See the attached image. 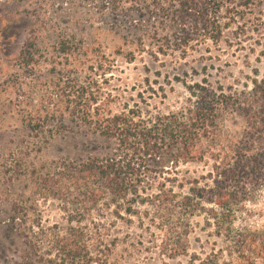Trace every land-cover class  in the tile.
<instances>
[{"label": "rangeland", "instance_id": "374dc122", "mask_svg": "<svg viewBox=\"0 0 264 264\" xmlns=\"http://www.w3.org/2000/svg\"><path fill=\"white\" fill-rule=\"evenodd\" d=\"M232 3L229 10L213 7L204 26L199 9L184 11L165 0H119L116 11L109 0H0V228L15 214L39 217L43 226L64 224L59 200L42 188L43 176L55 174L63 161L111 153L113 141L68 114L60 117L56 107L78 87H91L113 113L139 111L149 122L183 113L196 84L217 92L250 86L255 71L264 72V0ZM31 39L33 55L23 65L20 52ZM222 113V139H240L245 120ZM155 161L152 156L142 167V196L156 194L172 177L183 187L173 188L171 212L154 219L149 211L141 223L125 224L104 214L110 263L187 264L223 245L207 215L210 205L186 213L180 207L184 195H194L191 189L211 184L201 178L209 166L179 162L158 170ZM234 192L244 208L232 228L264 230V187L251 193L241 182ZM177 236L186 253L174 254ZM9 242L0 236L8 257Z\"/></svg>", "mask_w": 264, "mask_h": 264}, {"label": "trees", "instance_id": "16d2710c", "mask_svg": "<svg viewBox=\"0 0 264 264\" xmlns=\"http://www.w3.org/2000/svg\"><path fill=\"white\" fill-rule=\"evenodd\" d=\"M165 1L184 11L199 9L198 20L204 26L209 24L210 19L205 18L213 7L229 10L233 4L232 0ZM109 2L113 11L118 10L119 0ZM32 41H27L20 52L23 65L33 55ZM67 48L61 52L65 54ZM128 55L130 62L133 57ZM256 72L250 86L233 91L220 88L217 92L196 84L191 88L193 99L183 113L158 115L149 122L139 111L113 113L96 101L91 87L68 93L56 107L60 117L65 119L68 114L72 122L113 141L112 151L106 157L63 161L55 174L43 176L42 188L59 200L65 223L43 226L39 217L12 215L9 225L0 228V236L10 239L12 246L9 257L7 249L0 246V264H118L117 260L110 263L102 229L105 226H101L104 214L125 224L134 218L141 223L149 211L154 219L162 211L171 212L176 197L173 188L183 187L172 177L167 179L169 185L158 184L156 194L142 196L146 188L141 171L152 156L158 170L168 164V170L173 169L179 162L197 161L209 166L201 178L211 184L191 189L194 197L184 195L180 207L186 213L210 205L207 215L214 220L215 236L223 245L203 258L193 255L187 264H264V230L232 228L237 212L244 208L243 201L235 196L237 185L249 183L251 193L264 187V72ZM222 111L237 112L245 120L246 130L240 139H222L218 125ZM140 206L146 211H140ZM180 240L177 236L173 241L174 254L187 251Z\"/></svg>", "mask_w": 264, "mask_h": 264}]
</instances>
